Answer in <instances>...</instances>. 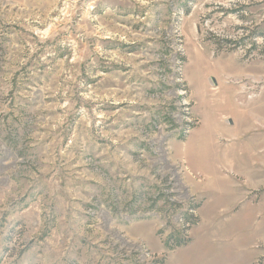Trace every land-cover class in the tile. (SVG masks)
<instances>
[{"label":"rangeland","instance_id":"374dc122","mask_svg":"<svg viewBox=\"0 0 264 264\" xmlns=\"http://www.w3.org/2000/svg\"><path fill=\"white\" fill-rule=\"evenodd\" d=\"M188 1L0 0V264H165L161 219L126 207L164 185L198 204L190 238L264 249V39L213 38L264 35V0Z\"/></svg>","mask_w":264,"mask_h":264},{"label":"crops","instance_id":"0c3cea01","mask_svg":"<svg viewBox=\"0 0 264 264\" xmlns=\"http://www.w3.org/2000/svg\"><path fill=\"white\" fill-rule=\"evenodd\" d=\"M214 127L218 129L217 124ZM217 131L220 132L219 129ZM199 132H201V130L196 129L192 133H190L189 136L186 137L185 141L181 143L182 148L178 150V155H183L182 157L184 159V162L187 164V167L191 172L200 174L205 177L203 186L198 187V189L202 188V190H199L198 193L201 196L206 197L207 188L211 185V181H209L211 177L210 173H207V171H205L200 165H195L194 167L189 166L188 161L184 156V149L188 148L192 144V138L196 133ZM201 137H198L196 139L197 141L195 145L196 147L198 146ZM213 144H215V142ZM220 151L222 155L220 156L219 154L220 156L219 158H217V156L214 155V159L210 157L211 161L214 164V166H216V169L220 173V175L229 178L230 185H237L231 180V178L228 175L224 173V170L236 169V167L234 166V162L241 160L240 156L237 154L233 158L231 157L230 153L224 154L225 151L224 149H221ZM238 164L239 162L237 163V165ZM229 189H231V186H229ZM206 209H207V204L206 201H204V204L201 208L202 219L204 217L203 211L205 213ZM139 215L140 214L136 216ZM189 239H190L189 244H187L184 247L177 248L176 250H174L173 252L167 255L165 259V264H264V249L254 248L255 250L253 251H255V253L252 255L251 258H249V256L247 255V252L249 250L245 248H240L239 245L238 246L236 245V247H234L236 243L234 238H232L230 243L232 245L231 249H226L223 246L224 244L218 241L217 236L214 235L212 231L211 232L207 231L202 240H196L195 238H193V235L192 238L189 237ZM145 242L151 249L158 251L159 244L153 233L145 237ZM237 243H238V239H237Z\"/></svg>","mask_w":264,"mask_h":264},{"label":"built area","instance_id":"2783aa9c","mask_svg":"<svg viewBox=\"0 0 264 264\" xmlns=\"http://www.w3.org/2000/svg\"><path fill=\"white\" fill-rule=\"evenodd\" d=\"M252 86H256V84L252 83ZM245 89H247V87L244 86L243 91H245ZM248 90L249 91L246 93L247 94L246 98L248 100H252V98L254 97V94L249 93L251 91V89H248ZM170 118L173 122V126H175L176 125L175 120L178 118V117H176L175 110H173V113L171 114ZM175 128H177V126H175ZM172 187L173 188L170 189V191H169V188L165 187V185H164L163 191H161V188H160L158 190L156 189V191L148 192L150 194H155V197H154V199L150 200L146 204H144L143 202H140L138 200H134L132 203H129L126 206V207H129V212H135V214L142 213L145 211H152V213L164 216V218L166 220V227H164V229H166V236H165V238L162 239L163 236H159V234H158V236L160 237V239H162V242H163L164 255L171 252L165 246L168 239L170 237H179L180 239H182V238L188 239L189 238V236H188L189 231L192 230L196 226L193 222L198 221V217H197V213H196L195 218H192V222H185V227L189 228V231L185 232L184 230H178V221L175 220V212H183V214H185V204L187 202L185 204H183L184 203L183 201L176 199L179 197V195H181L180 190H182V188H176L177 187L176 185H173ZM168 191L170 194H168ZM174 194H176V196H174ZM192 201H194V200H189L188 202H192ZM199 207H200V204H199ZM120 217L125 219V214H123V216H120ZM169 240H171V239H169ZM169 246H172L171 242L169 243ZM146 255L150 256V254L148 252ZM157 257L153 256L152 260L153 259H161V263H162L163 262L162 258L160 256L158 258ZM132 261H133L132 264H137V262H138L137 259L132 260ZM141 264H143V263H141ZM144 264H146V263H144ZM151 264H154V260Z\"/></svg>","mask_w":264,"mask_h":264},{"label":"trees","instance_id":"16d2710c","mask_svg":"<svg viewBox=\"0 0 264 264\" xmlns=\"http://www.w3.org/2000/svg\"><path fill=\"white\" fill-rule=\"evenodd\" d=\"M189 6V5H192V3H191V1L189 0L188 2H186L185 3V5L183 6V7H185V6ZM185 9H186V7H185ZM189 7L185 10V12L186 13H189ZM241 19H244V18H241ZM247 30H245V32H246ZM245 34H247V32L245 33ZM253 36V37H252ZM213 38H214V41H215V43H216V45H218V46H222V45H227V44H231V45H239V46H241V45H244L245 44V41L246 40H253V39H255V38H262V39H264V35L263 34H256V36H255V33L253 32H251V31H248V34L247 35H243L239 40H236V41H231V40H228L227 38H225V37H223V38H221V37H215V36H213ZM250 40V41H251ZM254 44H255V41H252V49H256V47H254ZM263 50H264V47H263ZM178 59H179V61H181L182 62V58H179L178 57ZM177 77L179 78V75L177 74ZM177 89H179V90H181V89H185L184 87L182 88V86H179V87H177ZM166 111H167V113L165 114V116H164V122H165V124H167V125H169V126H171L172 128H174V126H173V122H172V120H171V118H170V116H171V114L173 113V108H172V106H169L167 109H166ZM183 115H185L186 116V114H183ZM187 117V116H186ZM192 129H194V126L191 124V123H185L184 125H183V128H182V132H180V134H179V139L182 141V142H184L185 141V139H186V137H187V133L189 132V131H191ZM195 209V208H194ZM190 216V215H189ZM188 218V220H189V222H192V218L191 217H187ZM195 225H197L198 224V221H195V222H193ZM188 225V224H187ZM184 231L186 232V231H189V228H187V227H185L184 228ZM169 239H172V237H170ZM168 239V241H167V243L165 244V246L167 247V249L169 250V251H174L175 249H177V248H180V247H184V246H186L187 244H189V242H190V239L188 238V239H180V238H175L173 241L172 240H169ZM170 242H172L173 243V245L172 246H169V243Z\"/></svg>","mask_w":264,"mask_h":264},{"label":"bare ground","instance_id":"6f19581e","mask_svg":"<svg viewBox=\"0 0 264 264\" xmlns=\"http://www.w3.org/2000/svg\"><path fill=\"white\" fill-rule=\"evenodd\" d=\"M184 108L187 110L189 108V106L188 105H184ZM185 123H188V122H184V124ZM183 125L177 126V128L174 129V132H177V131L182 132ZM195 206H198V204H196V203L194 204L193 201L192 202H187L185 204V214H183V212H175V220L178 221V230H184L185 222H189L187 217L195 218V212H194V207ZM143 216L150 217L153 220H155L156 218L158 220L161 219V225L162 226H161L160 229H163V231H161L159 233V236H164V235L166 236V229H164V227H166V220H165L164 216L152 213V211H149L148 213H144ZM131 217H132V215H129V216L125 215V219L123 218V220L127 221ZM175 238L176 237H172L171 240L173 241ZM177 238H179V237H177ZM171 245H173L172 242H171ZM139 256H143V254H140ZM154 264H162L161 263V259H154Z\"/></svg>","mask_w":264,"mask_h":264}]
</instances>
